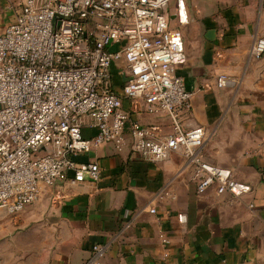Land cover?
Returning <instances> with one entry per match:
<instances>
[{
    "label": "crops",
    "instance_id": "crops-1",
    "mask_svg": "<svg viewBox=\"0 0 264 264\" xmlns=\"http://www.w3.org/2000/svg\"><path fill=\"white\" fill-rule=\"evenodd\" d=\"M21 3L0 2V12L11 11L0 32ZM211 3L217 6L212 16ZM196 6L200 18L189 11L182 26L186 63L177 69L193 91L183 125L202 128L203 160L229 170L249 191L218 194L211 185L199 193L181 151L148 161L131 151L127 135L121 151L104 142L73 157L96 162L97 181H60L15 215L0 209V264H86L95 244L105 250L101 264H264V53L250 54L264 37V0H198ZM219 73L229 76L221 88ZM112 75L120 90L115 65ZM123 107L131 120L156 126L157 137L171 131L166 113L143 106L132 112L127 99ZM80 131L87 138L96 134L87 125Z\"/></svg>",
    "mask_w": 264,
    "mask_h": 264
},
{
    "label": "built area",
    "instance_id": "built-area-1",
    "mask_svg": "<svg viewBox=\"0 0 264 264\" xmlns=\"http://www.w3.org/2000/svg\"><path fill=\"white\" fill-rule=\"evenodd\" d=\"M188 22V0H22L0 32V209L5 214L19 213L60 181H97L98 164L73 157L104 142L121 151L127 135L131 151L148 161L181 151L199 193L211 185L218 194L249 191L229 170L203 160L202 128L183 125L193 91L177 69L186 63L182 26ZM263 53L261 36L250 54ZM114 65L122 77L120 90L112 83ZM228 80L219 73L215 84L221 88ZM124 99L132 112L143 106L149 113H166L171 131L157 137L156 126L131 120ZM83 125L96 134L84 137ZM177 219L184 222L185 215L178 213ZM159 239L168 244L164 234ZM92 249L86 264H101L103 246Z\"/></svg>",
    "mask_w": 264,
    "mask_h": 264
},
{
    "label": "rangeland",
    "instance_id": "rangeland-1",
    "mask_svg": "<svg viewBox=\"0 0 264 264\" xmlns=\"http://www.w3.org/2000/svg\"><path fill=\"white\" fill-rule=\"evenodd\" d=\"M2 0H0V2H1ZM196 1H198V0H194V3L193 4H191L190 6H189V11H190V18H200V17H197V15H199V13H197V6H196ZM188 4H189V2H188ZM11 7H15L14 5H12ZM220 8V7H219ZM218 8V9H219ZM216 9H217V6H213V3H211L210 5H208L207 7H206V10H207V12L210 14V16H212V15H215L216 14ZM10 12L11 11H8V10H4L3 12L1 11L0 12V30H1V28H2V24L4 23V21L6 20V16H8L9 14H10ZM202 18V17H201ZM198 20V19H197ZM172 23H174V22H172ZM120 81H121V79H120ZM120 81H119V84H120ZM117 83L118 82H114V84H115V86L117 87ZM17 233H20L21 231H22V229L21 228H18V229H16L15 230ZM20 255V257L21 258H23V256H22V253L21 254H19Z\"/></svg>",
    "mask_w": 264,
    "mask_h": 264
}]
</instances>
